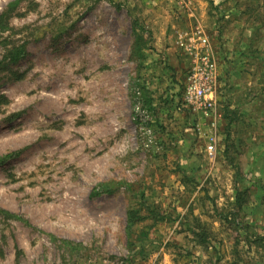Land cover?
<instances>
[{"label":"rangeland","instance_id":"1","mask_svg":"<svg viewBox=\"0 0 264 264\" xmlns=\"http://www.w3.org/2000/svg\"><path fill=\"white\" fill-rule=\"evenodd\" d=\"M4 12L0 264H264V0ZM197 27L216 71L209 116L184 101L181 43ZM131 210L145 219L128 228Z\"/></svg>","mask_w":264,"mask_h":264},{"label":"built area","instance_id":"2","mask_svg":"<svg viewBox=\"0 0 264 264\" xmlns=\"http://www.w3.org/2000/svg\"><path fill=\"white\" fill-rule=\"evenodd\" d=\"M181 45L194 58V65L184 85V101L194 111L209 116L215 110L213 94L216 79L209 39L203 29L197 27ZM208 150L212 153L213 147L210 146Z\"/></svg>","mask_w":264,"mask_h":264},{"label":"trees","instance_id":"3","mask_svg":"<svg viewBox=\"0 0 264 264\" xmlns=\"http://www.w3.org/2000/svg\"><path fill=\"white\" fill-rule=\"evenodd\" d=\"M9 24L7 22V13L4 12L0 15V34L9 30ZM2 43V42H1ZM8 55L11 62H19L25 55V45L22 46H15L12 49L8 50ZM103 190L106 192H110V187L108 185H104ZM243 193L239 192L236 196L235 204L242 208L245 204V198L242 197ZM145 219L144 216H139L137 210H131L128 212V228H132L140 222H143Z\"/></svg>","mask_w":264,"mask_h":264}]
</instances>
